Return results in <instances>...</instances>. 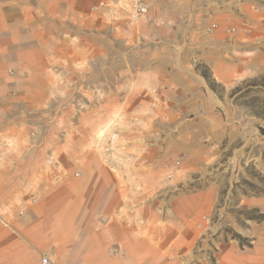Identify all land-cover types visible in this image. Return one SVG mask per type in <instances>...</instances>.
Instances as JSON below:
<instances>
[{
	"label": "crops",
	"instance_id": "0c3cea01",
	"mask_svg": "<svg viewBox=\"0 0 264 264\" xmlns=\"http://www.w3.org/2000/svg\"><path fill=\"white\" fill-rule=\"evenodd\" d=\"M128 3L0 0V264H264V234L211 250L193 211L162 204L156 144L127 145L141 155L131 164L97 137L113 103L186 100L202 84L183 61L128 60ZM209 21L264 64V0H154L135 24L192 47ZM105 22L122 61L98 60Z\"/></svg>",
	"mask_w": 264,
	"mask_h": 264
},
{
	"label": "rangeland",
	"instance_id": "374dc122",
	"mask_svg": "<svg viewBox=\"0 0 264 264\" xmlns=\"http://www.w3.org/2000/svg\"><path fill=\"white\" fill-rule=\"evenodd\" d=\"M129 4L124 5L128 11ZM135 23L128 12L131 63L183 61L202 84L191 83L199 92L186 100L160 95L142 105L113 103L97 137H109L107 152L131 164L141 155L127 151V145L156 144L162 204L193 211L192 223L202 230L211 250L223 239L245 248L264 234V64L258 65L249 49L239 54L236 42L245 39L234 27L220 30L209 21L198 28V38L188 41L192 47H181L175 37L165 34L160 39L154 30ZM99 25L98 60L122 61L121 52L108 53L114 30H106V22ZM250 28L246 25L244 31L250 33ZM205 32L218 38L202 40ZM219 41H225L224 51L214 47ZM130 72L133 78L136 71ZM168 77L166 73L160 79ZM100 104L105 112L107 103Z\"/></svg>",
	"mask_w": 264,
	"mask_h": 264
},
{
	"label": "built area",
	"instance_id": "2783aa9c",
	"mask_svg": "<svg viewBox=\"0 0 264 264\" xmlns=\"http://www.w3.org/2000/svg\"><path fill=\"white\" fill-rule=\"evenodd\" d=\"M153 2H154V0H131V3L129 4L130 5L129 16L131 18V21L135 22L140 17L147 15L151 10V6H152ZM96 8H97V6L93 7V9H96ZM212 26H216V25L213 24ZM247 30H249V29H247ZM42 263L43 264L49 263V257L44 256L42 258Z\"/></svg>",
	"mask_w": 264,
	"mask_h": 264
}]
</instances>
